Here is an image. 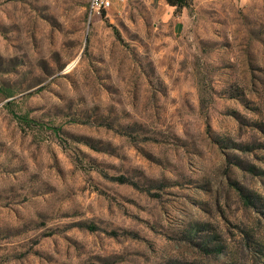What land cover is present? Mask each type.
<instances>
[{
	"label": "rangeland",
	"instance_id": "374dc122",
	"mask_svg": "<svg viewBox=\"0 0 264 264\" xmlns=\"http://www.w3.org/2000/svg\"><path fill=\"white\" fill-rule=\"evenodd\" d=\"M190 3L0 0V264H264V0Z\"/></svg>",
	"mask_w": 264,
	"mask_h": 264
},
{
	"label": "built area",
	"instance_id": "2783aa9c",
	"mask_svg": "<svg viewBox=\"0 0 264 264\" xmlns=\"http://www.w3.org/2000/svg\"><path fill=\"white\" fill-rule=\"evenodd\" d=\"M113 1L114 0H89L90 15L100 17L102 13L107 12L112 7Z\"/></svg>",
	"mask_w": 264,
	"mask_h": 264
},
{
	"label": "trees",
	"instance_id": "16d2710c",
	"mask_svg": "<svg viewBox=\"0 0 264 264\" xmlns=\"http://www.w3.org/2000/svg\"><path fill=\"white\" fill-rule=\"evenodd\" d=\"M166 4L172 8H174V14L178 15L182 12V10L184 9H188L191 7V3L192 0H165ZM18 119H20L21 121H23L24 123H29L26 118L23 117H17ZM118 180H122V179H118ZM122 182V181H121Z\"/></svg>",
	"mask_w": 264,
	"mask_h": 264
},
{
	"label": "crops",
	"instance_id": "0c3cea01",
	"mask_svg": "<svg viewBox=\"0 0 264 264\" xmlns=\"http://www.w3.org/2000/svg\"><path fill=\"white\" fill-rule=\"evenodd\" d=\"M165 1V0H164ZM170 7V6H169ZM170 8H172V7H170ZM172 9H174V8H172Z\"/></svg>",
	"mask_w": 264,
	"mask_h": 264
}]
</instances>
